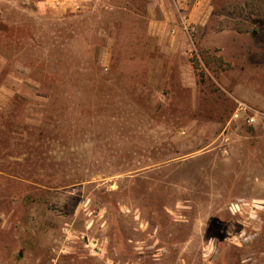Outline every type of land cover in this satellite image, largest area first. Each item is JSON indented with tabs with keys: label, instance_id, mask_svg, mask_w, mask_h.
Masks as SVG:
<instances>
[{
	"label": "rangeland",
	"instance_id": "rangeland-1",
	"mask_svg": "<svg viewBox=\"0 0 264 264\" xmlns=\"http://www.w3.org/2000/svg\"><path fill=\"white\" fill-rule=\"evenodd\" d=\"M0 264H264V0H0Z\"/></svg>",
	"mask_w": 264,
	"mask_h": 264
},
{
	"label": "built area",
	"instance_id": "built-area-1",
	"mask_svg": "<svg viewBox=\"0 0 264 264\" xmlns=\"http://www.w3.org/2000/svg\"><path fill=\"white\" fill-rule=\"evenodd\" d=\"M235 117H239L240 116V112H238V111H236V113H235V115H234ZM249 119V121H251V122H254L255 121V117H249L248 118Z\"/></svg>",
	"mask_w": 264,
	"mask_h": 264
},
{
	"label": "crops",
	"instance_id": "crops-1",
	"mask_svg": "<svg viewBox=\"0 0 264 264\" xmlns=\"http://www.w3.org/2000/svg\"><path fill=\"white\" fill-rule=\"evenodd\" d=\"M154 4H155V1H154Z\"/></svg>",
	"mask_w": 264,
	"mask_h": 264
}]
</instances>
